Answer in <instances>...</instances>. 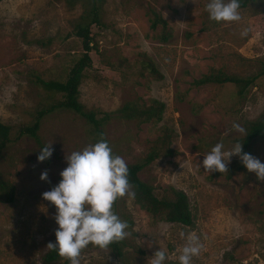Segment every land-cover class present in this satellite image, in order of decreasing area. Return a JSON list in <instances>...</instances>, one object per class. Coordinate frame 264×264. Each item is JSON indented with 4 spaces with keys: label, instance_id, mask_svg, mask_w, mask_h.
<instances>
[{
    "label": "rangeland",
    "instance_id": "obj_1",
    "mask_svg": "<svg viewBox=\"0 0 264 264\" xmlns=\"http://www.w3.org/2000/svg\"><path fill=\"white\" fill-rule=\"evenodd\" d=\"M85 3L0 0V120L12 126V140L0 151V179L15 188L12 202L0 200V264H62L43 261L58 225L56 207L42 193L61 179L67 155L92 143L89 126L68 110L44 115L38 135L53 149L48 163L37 160L38 143L17 136V130L58 98L40 88L35 76L63 78L80 56L74 23ZM207 3L103 0L100 23L90 26L94 67L83 72L79 100L87 108L106 111L132 100L165 103L157 123L114 116L104 132L112 151L129 164L145 157L162 126L175 130L171 146L177 153L158 157L138 176L158 196L168 185L184 191L192 223L153 221L129 188L113 203V211L128 225L121 256L108 246L89 244L81 251L80 264H150L159 247L168 254L165 264L178 263L189 233L198 235L202 244L192 264H264V180H257L237 155L230 156L222 173L202 167L204 155L216 143H222L225 152L241 143L246 121L264 110V75L242 95L233 84L192 85L211 67L239 76L259 69L264 60V9L252 3L239 8L238 21L216 22L208 17ZM151 9L171 28L166 43L150 28ZM143 59H151L162 77H153L142 66ZM247 153L264 162V138L253 141ZM45 171L47 179L41 180Z\"/></svg>",
    "mask_w": 264,
    "mask_h": 264
},
{
    "label": "trees",
    "instance_id": "obj_2",
    "mask_svg": "<svg viewBox=\"0 0 264 264\" xmlns=\"http://www.w3.org/2000/svg\"><path fill=\"white\" fill-rule=\"evenodd\" d=\"M252 3H260L264 9V0H240V8H244ZM102 4L103 0H86L82 12L76 19L74 34L80 39L82 52L68 68L65 76L63 78L48 79L41 78L38 75L35 76L34 82L40 88L51 94L58 95V98L48 106L36 110L32 122L18 127L17 136L27 135L33 138L40 148L43 147L44 144L38 135L41 119L44 115L60 109L71 111L85 120L89 126L92 143L101 138L108 141L104 132V125L114 116L136 120L140 123H157L162 119L165 103L156 98H151L146 103H138L133 100L126 101L113 111L87 108L79 100V86L83 72L86 68L94 67L90 56V52L94 49L90 26L93 23H100ZM149 22L150 28L155 31L156 38L160 42L166 43L171 39V28L160 13L151 9ZM142 66L148 69L153 77H162V74L151 59H143ZM262 75H264V60L260 62L259 69L254 74L248 76L228 74L220 68L211 67L207 72L193 79L192 85L199 87L208 84H233L237 87L238 94L242 95ZM11 129V125L0 120V151L11 142ZM175 137L176 132L173 128L162 126L160 135L152 143L153 145L145 157L141 161L127 164L129 183L135 201L149 214L153 221L163 220L190 225L192 223V214L188 197L184 191L173 185H168L162 188L158 196L153 186L141 180L138 176L139 171L145 165L158 157L174 156L177 153V150L171 146ZM261 138H264V110L256 119L246 121L244 134L241 138L242 151L247 152L252 142ZM48 161L49 159L44 160L45 163H48ZM14 190V185L11 182L0 179V200L2 202H12ZM108 247L116 256H121L123 248L122 240L114 241ZM43 261L44 263L60 262L62 264H69L67 259L59 256L52 249H48L44 254ZM170 264L178 263L170 262Z\"/></svg>",
    "mask_w": 264,
    "mask_h": 264
},
{
    "label": "clouds",
    "instance_id": "obj_3",
    "mask_svg": "<svg viewBox=\"0 0 264 264\" xmlns=\"http://www.w3.org/2000/svg\"><path fill=\"white\" fill-rule=\"evenodd\" d=\"M205 7L210 20L231 22L240 19V0H208ZM223 149V144L218 142L204 155L202 167L205 171L222 173L227 170L230 156L237 155L246 169L255 173L257 180H264V162L242 151V143H236L228 152ZM52 151L50 143L45 144L40 148L37 160L50 158ZM66 160L67 166L59 173V182L42 193L43 199L56 207L54 219L58 225L55 242H49L47 246L69 264H80L81 251L89 244L105 248L128 235L127 222L113 211V203L129 192L128 166L103 138L73 151ZM47 175L46 171L42 172L40 179L46 180ZM184 235L182 232L181 236ZM201 249L200 237L189 233L179 250L178 264H192L193 257L198 256ZM151 257L150 264H165L168 254L159 247Z\"/></svg>",
    "mask_w": 264,
    "mask_h": 264
}]
</instances>
